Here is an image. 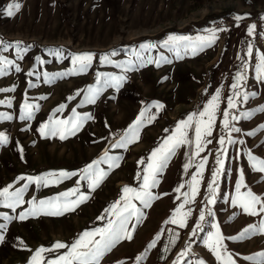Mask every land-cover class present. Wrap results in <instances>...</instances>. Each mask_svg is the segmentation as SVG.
Listing matches in <instances>:
<instances>
[{"label":"rangeland","instance_id":"374dc122","mask_svg":"<svg viewBox=\"0 0 264 264\" xmlns=\"http://www.w3.org/2000/svg\"><path fill=\"white\" fill-rule=\"evenodd\" d=\"M21 7L14 15H7L10 4ZM240 17V19H237ZM255 25L252 35L249 26ZM215 30L216 39L202 50L180 49L179 54L164 47L169 36H187L195 40L208 36ZM0 51L8 61L6 72L0 75V114L12 116L0 120V133L8 137L0 145V190L10 192L22 188L26 180L21 176H41L47 173L75 172L78 175L47 186L34 182L23 193L25 203L13 211L0 204V264H29L30 258L41 247L51 248L56 242L71 245L86 230L104 227L114 217L105 209L124 195L125 186L140 189L143 168L151 152L174 131L177 124L193 113L203 111L212 97L220 92L212 135L199 155L195 153L194 126L188 130L191 144L180 146L169 159L164 170L157 175V186L151 191L157 199L149 207L138 200L133 203L140 209L139 222L135 224L131 240H122L107 252L100 264H218L205 241L214 232L216 223L224 237H235L249 225H258L261 216L245 214L231 204L235 185L243 169L244 182L255 194L264 197V173L253 171L248 160L251 151L264 159V112H255L250 119L229 118L230 126L241 131L231 132L223 125V112L240 116L264 105V81L257 79L255 65L259 54H264V0H0ZM17 42L22 59L17 55ZM155 44V48L142 50L141 44ZM249 45L253 54L248 55ZM110 55L113 62L134 61L136 70L123 72L115 64H108L101 57ZM140 52L142 59L135 53ZM92 53L94 58L86 73L68 74L73 69L72 57ZM166 57L159 66L155 63ZM149 61H152L149 63ZM247 64V68L244 65ZM19 66L20 71L15 70ZM240 72L246 76L236 91L241 94L256 93L237 108L228 109V98L233 95L232 84ZM29 73H32L29 75ZM47 73L65 74L45 82ZM124 75L126 79L116 87L103 88L95 103H82L89 86L97 85V74ZM30 84L33 85L30 87ZM79 90L80 94L76 93ZM44 97V98H42ZM74 97V99H69ZM10 102V106H9ZM33 105L31 119H21L23 106ZM61 104L65 107L56 111ZM162 105L163 107H158ZM38 106V107H35ZM73 109L81 116L91 115L74 135L60 139L59 135L45 136L40 132L50 120H67ZM145 112L139 130V140L127 147H113L130 125ZM154 117L150 122L147 117ZM204 119H207L205 117ZM255 130L252 136L246 133ZM223 137L225 144L219 143ZM231 137L243 144H228ZM105 150L109 156H119L118 167L100 168L108 173L95 190L79 173L88 164L101 158ZM222 154V155H221ZM221 155L224 166L214 187V203L208 184L219 167L216 157ZM144 160V164L138 163ZM206 159L202 174L197 177V194L183 211L191 210L186 227L168 223L175 209L183 203L184 193H190L192 176L199 171L197 165ZM189 164L187 171L184 165ZM138 174L140 178L138 179ZM55 180V178H53ZM79 182V183H78ZM180 185V191H175ZM79 192L71 197L86 195L88 199L75 211L59 216L39 214L21 221L19 214L32 207L29 201L49 200L70 189ZM242 188L241 191H246ZM205 212L203 230L192 235ZM211 211V215L208 211ZM4 215L12 217L3 219ZM106 216L98 220L99 216ZM98 238V237H97ZM155 241V247L149 245ZM224 243L237 264H253L245 256L264 252V234H252L243 240ZM185 255L181 253L185 252ZM67 248L44 253L47 259L65 254ZM46 264V262H45Z\"/></svg>","mask_w":264,"mask_h":264},{"label":"snow or ice","instance_id":"6c2138e0","mask_svg":"<svg viewBox=\"0 0 264 264\" xmlns=\"http://www.w3.org/2000/svg\"><path fill=\"white\" fill-rule=\"evenodd\" d=\"M21 6L18 3H13L8 6L7 15H14L15 11H18ZM240 19V17H237ZM255 30V25L249 26L248 33L252 35ZM216 39L215 30H213L208 36H198L195 40H192L191 37L187 36H169L168 39L164 42V47L169 48L172 51H176L179 54L180 49L191 48L193 52L197 50H202L206 46H210L214 40ZM0 43H3L0 41ZM17 55L19 58H23L21 52H26L27 49H20L19 42H17ZM155 44H141L140 48L142 50L155 48ZM8 45H4L0 51H6ZM117 53L113 51L110 54L103 55L101 60L108 64H115L116 68L122 69L123 72H130L136 70V65L134 61L129 60L126 62H113L109 59L110 55H116ZM253 54L252 46L249 45L248 55L251 56ZM137 59H142L141 53H135ZM94 58V54L92 53H83L77 54L72 57L73 69L68 74H82L86 73L88 69L91 67L92 61ZM162 61H166V57L161 56L155 63L157 66ZM152 61H149L151 63ZM12 61H8L3 56H0V75L5 74L7 66L12 64ZM247 68V64L244 65ZM15 70L17 72L20 71L19 66H16ZM255 71L257 73V79L264 81V54H259L257 57V63L255 65ZM32 73H29L31 75ZM65 74H53L51 77L45 73L46 80L45 82H51L56 78H63ZM126 79L124 75H113L111 73H103L97 74V85L98 86H89L85 92L83 102L82 103H95L96 98L100 94L103 88L107 87H116L118 88L121 83ZM236 83L232 84L233 95L228 98L227 107L228 109L237 108V97L242 96V100L240 102H247V100L251 97L254 98L256 93H243L241 94L239 91H236L241 87V81L246 80V76L240 72H238L234 78ZM33 86L30 84V87ZM2 91H14L13 89H0ZM79 90L76 94L79 95ZM44 98V97H42ZM69 99H74V97H70ZM220 99V92L218 91L215 96L212 97V100L207 104L203 111L199 112V118H197V114L193 113L188 117L187 120L180 121L175 131L166 138L157 148H155L150 156L148 157V161L146 166L143 168V177L142 184L140 189L125 186L123 188L124 195L121 196L119 200L110 205L109 208L105 209V213L114 217L112 219L107 220V224L104 227H97L92 230L84 231L78 239H76L71 245H67L62 242H56L51 248L41 247L35 251L33 256L29 260V264H100V260L103 256L111 251L113 247L117 243L122 240H131L132 232L135 229V224L132 225V228H129L130 222L133 218L136 219L137 222L141 219L142 213L140 209L133 203V200L140 201L144 207H149L151 202L158 197L154 196L151 189L157 186L158 180L157 175L161 173L166 167L169 159L175 154L176 150L186 144H191L192 141L188 137V130L194 126L195 132V153L194 155H199V153L203 150L206 144L211 143L210 140H206L207 136L212 135V128L215 122L216 112L218 108V101ZM3 103V102H0ZM10 106V102H9ZM33 105L25 104L23 106V112L21 115V119H31L33 112ZM38 107V106H35ZM65 107L64 104H61L56 111H60ZM158 107H163L162 105H158ZM73 115L67 120H50L49 124H44L40 128V132L45 136H56L59 135L60 139H65L67 135H74L76 131H78L85 120L91 119V115L81 116L76 112L75 109L72 110ZM264 112V105L260 106L258 109L248 112H243L240 116L232 115L230 111L225 110L223 112V125L226 129H230L231 132L239 133L241 131L240 128L230 126L229 118L235 121L239 118L250 119L255 112ZM207 117V119H204ZM145 112L142 111L140 115L137 117V120L133 122L132 125L125 131V133L113 144V147H127L129 144L138 142L139 140V130L142 124L144 123ZM8 119L11 120L12 116L7 114H0V120ZM150 122L154 117H147ZM260 130H264V125L259 126ZM255 134V130L246 133V135L252 136ZM8 142V137L0 133V145L6 144ZM219 143L221 145L225 144V140L223 137L220 138ZM228 144H243L244 141H236L229 137ZM222 155V154H221ZM221 155L216 157V163L219 167L212 174V181L208 184L209 195L212 197L208 199V203H214V197L216 195V188L214 184L216 183L217 177L220 174L221 170L224 166V160L221 158ZM121 159L119 156H109L107 154V150H105L104 155L94 160L92 163L86 165L81 172L79 173L81 179L88 181V186L92 190H95L102 182L104 178L108 175L106 171L100 168V164H107L111 169L113 167H118V161ZM249 164L253 171H258L260 173H264V159L255 157L252 155L251 151L248 153ZM138 163L144 164L145 161L142 159ZM206 163V159L202 160L198 165V172L196 175L192 176V180L190 182V193H184L185 199L183 203L179 205L175 209L174 215L168 221V223L178 224L181 228L186 227V221L188 217L191 215V210L183 211L184 205L192 202L191 197H194L197 194V185L200 181L197 179L199 175L202 174V170ZM189 164L184 165L185 171H187ZM78 175V173L72 172H64L61 171L59 173H47L41 176H21L19 180H26V183L22 188L17 189L14 192L9 191V187L0 190V204L5 207L11 208L13 211L21 205L25 203L23 199V193L28 188V185L31 183H35L38 186L43 185L47 186L53 182H60L63 179L70 178L72 176ZM55 178V180L53 179ZM138 179L140 178L138 174ZM79 183V182H78ZM183 185H180L175 191L179 192L180 188ZM242 188H246V191H241ZM79 192L78 188L70 189L64 193H60L58 196L53 197L49 200H40L38 203L35 200L29 201L28 203L32 205L31 208L26 209L25 211L19 214V219L21 221L25 220L29 216H36L39 214H45L50 216H59L63 215L66 212L75 211V209L82 203H84L88 197L86 195H78L76 199H71L74 195ZM231 204L233 206H238L242 209L245 214L251 216H261L264 214V197L255 194L244 182V174L243 169L240 170L239 179L235 185V195L231 198ZM208 214L211 215V211H208ZM3 219L10 220L12 217L8 215H4ZM98 220L106 219V216L102 215L97 217ZM205 221V212L202 210L199 216V222L196 224V227L192 229V235H195L196 232L203 230V223ZM6 225L0 224V229L5 228ZM212 228L215 229L214 232H209L208 237L205 241L208 249L215 255L218 264H237V261L233 258L232 253L228 252L227 246L224 243L225 239L228 240H243L249 238L252 234H264V218H262L258 225H249L247 228L243 229L237 236L235 237H224L220 231V227L218 224L213 223ZM98 237V238H97ZM3 236L0 235V242H2ZM149 247H155V241H153ZM67 248L68 251L65 254L57 256L55 259H47L43 254L52 252L59 249ZM188 249H185V252L181 253V255H185ZM137 264L139 261L143 259V256H138ZM246 261H251L253 264H264V252L255 253L253 255L243 257ZM123 264V262H121ZM176 264H179V257L177 258ZM200 264H204L203 261H200Z\"/></svg>","mask_w":264,"mask_h":264}]
</instances>
